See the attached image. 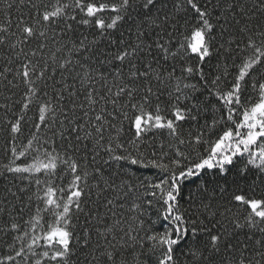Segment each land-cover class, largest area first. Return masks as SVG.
<instances>
[{"label":"snow or ice","instance_id":"1","mask_svg":"<svg viewBox=\"0 0 264 264\" xmlns=\"http://www.w3.org/2000/svg\"><path fill=\"white\" fill-rule=\"evenodd\" d=\"M0 11V264H264V0Z\"/></svg>","mask_w":264,"mask_h":264},{"label":"trees","instance_id":"2","mask_svg":"<svg viewBox=\"0 0 264 264\" xmlns=\"http://www.w3.org/2000/svg\"><path fill=\"white\" fill-rule=\"evenodd\" d=\"M3 9V0H0V10ZM23 11V9H22ZM11 16L13 19H15L17 17V11H16V7H14L11 11ZM0 19H3V12L0 11ZM0 143H2V137H0ZM0 155H2V153H0ZM101 211L103 212L104 209H101ZM125 214H127V210H125Z\"/></svg>","mask_w":264,"mask_h":264}]
</instances>
